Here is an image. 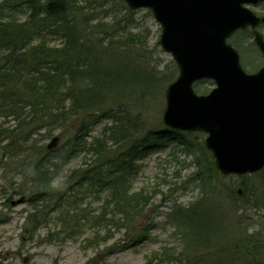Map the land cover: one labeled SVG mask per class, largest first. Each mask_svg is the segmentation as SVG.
<instances>
[{
	"label": "rangeland",
	"instance_id": "obj_1",
	"mask_svg": "<svg viewBox=\"0 0 264 264\" xmlns=\"http://www.w3.org/2000/svg\"><path fill=\"white\" fill-rule=\"evenodd\" d=\"M248 6L264 13V2ZM108 7L84 14L87 22L78 35L99 32L101 63L123 61L133 80L110 90L103 105L65 127L51 133L45 124L33 136L26 133L25 140L0 143V264H264V167L224 175L206 148L207 133L164 124L166 89L179 70L161 46L162 27L147 8L127 12L116 1ZM16 17L22 22L26 15L21 11ZM259 30L264 34V27ZM53 39L58 47L63 43ZM231 42L247 72L264 64L251 31H239ZM213 87L194 85L198 94ZM127 114L134 121L133 138L163 130L165 139L140 145L124 174L127 197L140 194L145 206L128 225L112 193L131 142L111 136ZM1 121L4 127L16 124L11 116ZM85 122L88 128L76 138ZM174 131L181 141L167 137ZM54 138L58 142L49 148ZM107 168L111 181L78 183L86 172L104 175ZM64 181L69 182L61 185ZM137 232L144 235L133 241Z\"/></svg>",
	"mask_w": 264,
	"mask_h": 264
},
{
	"label": "trees",
	"instance_id": "obj_2",
	"mask_svg": "<svg viewBox=\"0 0 264 264\" xmlns=\"http://www.w3.org/2000/svg\"><path fill=\"white\" fill-rule=\"evenodd\" d=\"M114 1L130 12L123 0H0V118L11 116L16 122L13 127H4L5 121L0 122V143L25 140L26 133L33 136L45 124L51 133L57 126L65 127L75 117L103 105L101 100L110 90L133 80L129 66L123 61L113 66L101 63L96 47L99 32L89 29L78 35L82 24L87 22L82 17L84 14L107 11ZM21 11L26 15L22 22L16 17ZM59 37L63 40L60 47L53 41ZM202 82L212 83L200 81L195 88L199 90ZM130 117L129 114L122 116L124 121L112 128L111 133L112 137L120 135L119 142H131L119 164L122 180L112 193L113 200L118 199L116 210L124 212L123 221L127 225L140 216L145 206L140 204V194L127 197L124 174L132 169L137 148L165 142L161 135L163 130L155 134L149 131L140 140L133 138L134 121ZM87 125L89 123L85 122L79 127L76 138ZM178 133L174 131L167 137L181 141ZM103 148L98 151L102 152ZM111 172V169L104 175L86 172L78 177L81 179L78 183L95 181L100 186L111 181ZM65 181L61 185L69 182ZM203 181L207 187L206 177ZM48 186L51 183L42 185ZM142 235L144 232L134 233L131 239L140 240Z\"/></svg>",
	"mask_w": 264,
	"mask_h": 264
},
{
	"label": "water",
	"instance_id": "obj_3",
	"mask_svg": "<svg viewBox=\"0 0 264 264\" xmlns=\"http://www.w3.org/2000/svg\"><path fill=\"white\" fill-rule=\"evenodd\" d=\"M130 9L149 8L162 26L161 45L179 69L165 93L166 125L207 133L206 146L225 174L264 167V65L247 73L239 52L228 42L237 30L252 29L264 56V24L247 5L264 0H125ZM213 80L198 94L194 83ZM54 138L49 148L54 147Z\"/></svg>",
	"mask_w": 264,
	"mask_h": 264
}]
</instances>
